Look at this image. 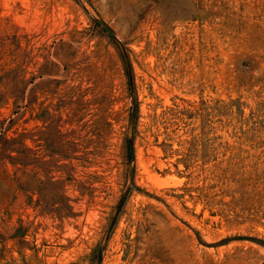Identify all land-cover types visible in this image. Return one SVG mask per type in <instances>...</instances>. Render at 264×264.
<instances>
[{"label":"rangeland","instance_id":"1","mask_svg":"<svg viewBox=\"0 0 264 264\" xmlns=\"http://www.w3.org/2000/svg\"><path fill=\"white\" fill-rule=\"evenodd\" d=\"M0 264H264V0H0Z\"/></svg>","mask_w":264,"mask_h":264},{"label":"water","instance_id":"2","mask_svg":"<svg viewBox=\"0 0 264 264\" xmlns=\"http://www.w3.org/2000/svg\"><path fill=\"white\" fill-rule=\"evenodd\" d=\"M95 21H97L98 23H100V25L112 36V37H114L115 39H117L116 38V36H115V34H114V32L112 31V29L102 20V19H99V18H97V19H95ZM118 40V39H117ZM119 41V40H118ZM123 52H124V55H125V60H126V63H127V68H128V73H129V78H131V68H130V65H129V60H128V58H127V55H126V53H125V51L123 50Z\"/></svg>","mask_w":264,"mask_h":264}]
</instances>
